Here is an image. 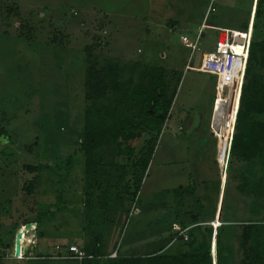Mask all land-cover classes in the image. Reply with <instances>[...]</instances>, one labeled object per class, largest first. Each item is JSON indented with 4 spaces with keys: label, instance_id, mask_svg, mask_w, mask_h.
I'll return each mask as SVG.
<instances>
[{
    "label": "rangeland",
    "instance_id": "1",
    "mask_svg": "<svg viewBox=\"0 0 264 264\" xmlns=\"http://www.w3.org/2000/svg\"><path fill=\"white\" fill-rule=\"evenodd\" d=\"M212 8H215L214 12ZM251 20L257 27L256 40L263 41L264 5L261 0H255V3L254 0H0V132L5 131L0 133V235L15 223L23 224V219L32 221L35 213H25L32 205L36 209L55 201L51 192L63 181L58 175L64 176L65 171L46 172L43 180L23 170L25 165L46 163V155L54 156V147L49 143H56L55 147L59 149L57 159L49 160V164L57 167L59 159L69 155L76 161L70 180L66 182L65 196L76 203L84 200L83 188L89 186L85 184L83 156L79 149L85 108L87 65L84 50L89 44L95 45L100 67L114 63L123 68L119 75L120 85L123 84V89L131 95L140 91L142 85L147 86L149 80L143 78L145 74L161 67L168 72L169 96L175 94L169 119L157 139L144 179L141 202L133 205L138 209L132 211L124 227L127 214L122 212L125 218H121L117 214L118 203L111 205L108 217L119 220V228L105 222L101 228L105 227V233L97 230L108 235L105 259L99 264H112L114 258L109 256L117 254L119 247L121 256L165 248L170 242L172 225L201 210L202 221L210 225L218 199L220 223L226 220L250 222L255 220V214L264 219V199L248 191L264 178V165L257 158L240 164L229 162L227 171L225 166L223 171L219 169L216 161L218 143L209 136L208 128L216 79L192 70L200 66L203 52L213 50L218 40L228 39V33L216 28L241 31ZM145 30L149 31L148 36ZM184 36L198 48L192 50L183 45L181 38ZM255 73L264 75V67L259 65ZM102 103L107 104L108 100ZM62 111L68 114V124L63 125L65 130H58L53 123L59 116L56 113ZM136 112L128 111L130 120L135 121ZM260 120L264 121V117ZM46 131L49 139H46ZM156 138L155 131L144 132L124 149L132 147L141 151L148 140ZM35 143H38L35 151L26 150V146ZM43 150L48 154L44 155ZM115 150V147L101 150V157L117 160ZM127 158V155L122 158L126 169L140 174L141 170L133 168V163L126 162ZM117 166L122 174L121 167ZM243 177L248 180L249 188L243 186ZM35 178L38 180L37 193L29 196L24 187ZM125 182L126 178L121 185ZM218 186L221 192L217 191ZM242 187L245 190L242 191ZM190 188H194L195 194L185 193ZM39 189L45 195H38ZM92 192L97 194L96 189ZM257 204L262 208L259 209ZM127 207H130L129 203ZM71 216L68 211L55 222H45L44 237H37V255L56 256L59 253L56 245L62 246L63 255L72 244L80 248L94 245L96 234L83 233L80 217ZM218 216L220 214L216 215L212 241L216 263ZM28 225L37 226V223ZM85 225L88 226V222ZM58 226H61L60 230H54ZM33 231L25 226L18 229L14 252L19 249L20 241L23 242L21 246L30 244L26 252L20 251L18 258L25 259L23 256L30 255L36 242ZM240 234L238 227L235 236ZM203 236L210 237L203 232L199 240ZM230 237L231 234L224 231L227 245ZM5 239L13 242L10 235ZM178 241L174 240V244L164 251L171 254L186 251L183 249L185 243L182 245ZM139 242L145 245L137 246ZM230 245L232 250L234 247L236 264H242L244 256L239 241L234 239ZM11 250L7 251L9 258L5 253L6 258L4 255L0 264H79L70 259H36L32 262L25 259L20 262L11 258Z\"/></svg>",
    "mask_w": 264,
    "mask_h": 264
},
{
    "label": "trees",
    "instance_id": "2",
    "mask_svg": "<svg viewBox=\"0 0 264 264\" xmlns=\"http://www.w3.org/2000/svg\"><path fill=\"white\" fill-rule=\"evenodd\" d=\"M261 3L264 5V0H261ZM213 9L215 11V8ZM256 32L257 27L254 26L246 80L237 118L236 133L232 143L230 163L234 161L240 164L259 158L264 165V121L260 120V117H264V75L255 73L259 65L264 67V40L261 42L257 41ZM84 51L86 52L85 61L87 68L85 70L84 82V125L80 138L81 146L79 152L83 156L85 184L89 188H83L84 198L82 199L84 200L77 201L76 203L67 199L65 196L67 192L64 193L66 191V182L70 180V174L76 161L72 155H69L66 159H59L57 167L51 165V163L49 164V160L53 162L57 159L56 156L59 152V149L55 147L56 143H49L48 145L54 147V156L46 155L45 158L48 157L46 163H40L37 166L25 165L23 170L35 174L38 179H42L46 172L48 174H54L55 171H65L66 176L58 175L63 181L60 182L59 186L55 182L56 188H54V192H51V194L54 193L52 195H55V201H50L49 204H42L36 209L32 205V208L28 212H25L29 214L35 213V218L32 221L23 219V224L15 223L9 231L0 235V260L5 253L7 258H9L7 251L10 248H12L11 251H14V240L21 226L36 222V238L38 236L44 237L45 222H55L59 220L58 216H63L64 212L69 211L72 215L71 217L73 215L80 217L83 233L96 234L92 247L80 248L85 252L86 258L81 261L72 260L79 264H99V261L105 259L106 241L108 237V235L102 234L105 233V227L101 230L103 224L107 222L113 228L119 226V220L117 222L114 218L108 217L110 206H115L118 203L120 210L117 214L121 215V218L124 217V213L122 212H125V216L127 214L126 218L124 217V227H126L132 211L138 209L133 207V205L141 202L140 193L143 188L146 173L154 156L157 139H159L163 132L175 100V94L173 96H169L168 94L166 84L167 69L161 67L154 72L145 74L143 78L149 80L147 86L142 85L140 91L131 95L126 89H123V84L120 85L119 75L123 71V68L114 63H107L104 67H100V58L95 54L94 44H89ZM112 93L116 94V96H111ZM103 100H108V103L103 104ZM130 109L137 110L135 121L129 119L128 111ZM56 114L59 116H56L53 124L57 125L58 130H65L63 125L68 124L66 122L68 118L67 112L64 113L62 111ZM151 131L157 133V138L148 140L141 151H137L132 147L124 149L133 140L142 136L144 132ZM3 132L5 131L2 130L0 133ZM45 135L46 139L50 138L47 131ZM37 145L38 143L26 146V150L35 151L33 149ZM112 147L116 148V157L118 159L109 160V158H106L104 160L101 157V150L111 149ZM43 151L44 155L48 154V151ZM126 155L128 156L126 162L133 163L132 167L141 170L140 174H136L137 171L134 174L128 168L126 169V164L124 165L123 162ZM117 165L121 167L122 174L119 173ZM124 178H126V182L121 185ZM242 181L243 186L246 185V188H249V182L246 177H243ZM37 183L38 180L35 178L29 184L25 185L24 190L27 191L29 196L36 195ZM92 188L96 189V195L92 192ZM44 189L46 194V188ZM39 190L38 195H45L43 190ZM241 190L243 191L245 188L242 187ZM217 191L221 192V187L218 186ZM248 191L252 195L255 194V197L264 199V178L259 179L251 187V190ZM185 193H194V188H190L188 192L186 190ZM128 203L130 207H127ZM218 204L219 199L217 200L214 218L211 220L210 225L202 221L204 219L202 210V213L199 212L191 216L186 214L187 216L184 220L179 219L182 216L180 214L178 223H174L171 227L170 242L164 246L165 248L150 253H131L130 256H121L119 247L117 257L112 258V264H236L234 247L232 250L230 245V241L233 242L234 239L239 241V248L243 252L244 259L242 264H264V219L260 218V214H255V220H250V222H231L226 220L216 226V263L212 252V241L214 238V222L216 221ZM258 207L259 209L262 208L260 205ZM87 222L88 226L85 225ZM175 225L187 231V240L183 236H180L179 232L173 230ZM238 227L241 229L239 237L238 235L235 236V231ZM60 228L61 226H58L54 230H60ZM97 230H101L102 233H98ZM224 231L231 234L228 245L223 238ZM203 232L204 235L210 236L209 239L203 236L199 240V236ZM6 235H10L13 238L12 243L5 239ZM176 239L179 240V244L183 245L185 243L183 249L186 248V251L171 254L169 252L170 250H168L167 252L169 253H166L164 251L166 247L169 248L173 245ZM147 243L149 244V242ZM57 247L56 250L59 253L56 256L37 255L31 256L35 259L31 257L25 259L29 262L36 259V261H66L67 259L61 258L65 255L61 252L62 246ZM68 248H66V251ZM172 249L175 250L174 247ZM6 255L3 258H6ZM25 259H19L18 261H25Z\"/></svg>",
    "mask_w": 264,
    "mask_h": 264
},
{
    "label": "built area",
    "instance_id": "3",
    "mask_svg": "<svg viewBox=\"0 0 264 264\" xmlns=\"http://www.w3.org/2000/svg\"><path fill=\"white\" fill-rule=\"evenodd\" d=\"M211 11H214V9L212 8ZM253 27V21L251 20L246 30L216 28L219 31L228 33V39L218 40L213 50L203 52L200 66L192 68L196 72L208 74L216 79L209 136L217 140L216 161L221 171H223L224 166L227 171L230 162L232 143L236 133L237 118L246 80ZM202 36H199V38ZM181 41L187 48L192 50L198 48L197 44L192 43L186 36L182 37ZM238 48L241 49V53L238 52ZM136 210L134 211L136 212ZM35 229L33 227L30 230L35 232ZM173 230L179 232V235L187 240V231L182 230L178 225H175ZM57 248L59 249V247ZM12 254L11 258H16L15 253ZM23 257L27 258L28 256ZM114 257H117L116 253L112 255V258ZM61 258L81 261L86 258V254L77 245L72 244Z\"/></svg>",
    "mask_w": 264,
    "mask_h": 264
},
{
    "label": "crops",
    "instance_id": "4",
    "mask_svg": "<svg viewBox=\"0 0 264 264\" xmlns=\"http://www.w3.org/2000/svg\"><path fill=\"white\" fill-rule=\"evenodd\" d=\"M254 3H255V0H254ZM147 30V29H146ZM146 30H145V32H146ZM146 36H148V34H150L149 33V31H148V33L146 32ZM144 35L142 34V36H141V38L143 37ZM143 39V38H142ZM193 70V69H192ZM196 72V71H195ZM224 181V184H225V179L223 180ZM222 201V200H221ZM221 205V204H220ZM218 214H220V216H218V220H219V223H220V217H221V210H220V208L218 207V210H217V213H216V215H218ZM216 219V218H215ZM32 227H34V228H36L37 229V226H35V225H31ZM35 240H36V244H35V246L32 248V251H31V255L29 256V257H31V256H37V252H35V248H36V246L38 245V242H37V238H36V236H35ZM22 241H20L19 242V245H18V247H19V249L17 250V255L18 256H20V251L22 250V251H25L26 252V250H27V245L28 246H30V244L28 243L27 245H26V243H24V245L23 246H21L22 245V243H21ZM138 246H144L145 245V243L144 242H139V244H137ZM146 245H148V243H146ZM56 247H57V245H56ZM19 251V252H18ZM14 252V251H13ZM15 253V252H14ZM29 253V252H28ZM31 258H33V257H31ZM33 259H35V258H33Z\"/></svg>",
    "mask_w": 264,
    "mask_h": 264
},
{
    "label": "water",
    "instance_id": "5",
    "mask_svg": "<svg viewBox=\"0 0 264 264\" xmlns=\"http://www.w3.org/2000/svg\"><path fill=\"white\" fill-rule=\"evenodd\" d=\"M25 227L27 228V230L32 229L33 227L31 225H25ZM28 256V255H27ZM15 257L18 258L19 256H17V253L15 252Z\"/></svg>",
    "mask_w": 264,
    "mask_h": 264
},
{
    "label": "clouds",
    "instance_id": "6",
    "mask_svg": "<svg viewBox=\"0 0 264 264\" xmlns=\"http://www.w3.org/2000/svg\"><path fill=\"white\" fill-rule=\"evenodd\" d=\"M256 1H258V0H256ZM35 244H36V242H35ZM75 245H76V244H75ZM77 246H78V245H77ZM78 247H79V246H78ZM79 248H80V247H79ZM30 255H31V254H30ZM30 255H29V256H30ZM29 256H28V257H29ZM28 257H27V258H28ZM109 258H112V255H110ZM114 258H116V257H114Z\"/></svg>",
    "mask_w": 264,
    "mask_h": 264
},
{
    "label": "bare ground",
    "instance_id": "7",
    "mask_svg": "<svg viewBox=\"0 0 264 264\" xmlns=\"http://www.w3.org/2000/svg\"><path fill=\"white\" fill-rule=\"evenodd\" d=\"M238 52H240V53H241V49H240V48H238Z\"/></svg>",
    "mask_w": 264,
    "mask_h": 264
}]
</instances>
